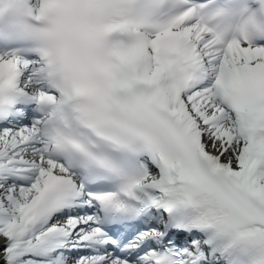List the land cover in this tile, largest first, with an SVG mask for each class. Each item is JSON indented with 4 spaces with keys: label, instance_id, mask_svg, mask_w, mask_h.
<instances>
[{
    "label": "snow or ice",
    "instance_id": "1",
    "mask_svg": "<svg viewBox=\"0 0 264 264\" xmlns=\"http://www.w3.org/2000/svg\"><path fill=\"white\" fill-rule=\"evenodd\" d=\"M0 264H264V0H0Z\"/></svg>",
    "mask_w": 264,
    "mask_h": 264
}]
</instances>
